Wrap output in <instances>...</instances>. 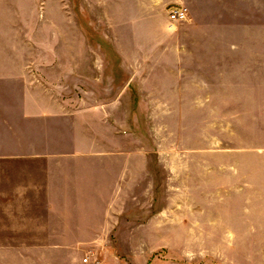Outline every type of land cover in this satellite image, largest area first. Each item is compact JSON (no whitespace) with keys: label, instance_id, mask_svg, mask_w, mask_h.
I'll return each instance as SVG.
<instances>
[{"label":"crops","instance_id":"0c3cea01","mask_svg":"<svg viewBox=\"0 0 264 264\" xmlns=\"http://www.w3.org/2000/svg\"><path fill=\"white\" fill-rule=\"evenodd\" d=\"M36 1L0 0L1 264L13 250L23 255L15 264H121L108 255L121 237L132 251L159 237L152 252L160 237L264 235V0H82L90 19L79 41L69 3L64 67L71 74L79 43L78 75L98 86L110 60L111 87L41 85L38 22L23 16ZM180 4L188 21L172 24ZM105 28L128 29V44L150 47L145 59H162L177 30L179 48L224 60L239 87L145 88L137 113L131 87H114L113 62L130 57ZM137 124L155 147L136 146ZM169 132L192 147L163 146Z\"/></svg>","mask_w":264,"mask_h":264},{"label":"rangeland","instance_id":"374dc122","mask_svg":"<svg viewBox=\"0 0 264 264\" xmlns=\"http://www.w3.org/2000/svg\"><path fill=\"white\" fill-rule=\"evenodd\" d=\"M69 3H71L73 37L79 41V37H81L79 25L82 23L86 26V21L90 19L86 13L82 12V0H38L34 3L39 7L38 12L23 13L25 19L38 22L40 45L35 51L39 52L40 56L38 67L41 85L48 84L52 87H111L112 64L110 60L104 61L105 75L99 77L102 79L98 86L94 75L88 78L78 75L81 60L74 57V52L79 57V43H77L76 49H73L71 74H69L68 67H64L62 42L64 20L69 17L67 13ZM65 7L67 8L65 9ZM188 18L176 22L172 21L169 16V21L172 24L180 25L188 21ZM85 30L92 40L93 46H99L97 42L102 41L100 34L92 27H85ZM102 31L113 33L119 39L120 48L126 56L130 57L120 58L113 62L115 64L114 84L117 85L114 87H131L130 93L135 100L137 113L138 106L144 100V95L149 93L145 88L200 87V95H206L207 87H239L237 78L236 81H231V77L224 74V60L208 59L206 53L197 50L198 47H191L190 49L188 46L189 49H187L181 45L179 48L180 45L176 41L177 30L176 34L174 32L169 35L167 44L163 46V52L157 53L159 56L162 55V59L142 58L146 52L150 51V47L144 43L134 46L128 44V29L105 28ZM57 52L59 59L49 60ZM6 54L3 53V57H7ZM2 63L6 64V60H3ZM1 67L3 66L0 65ZM7 82L8 80H0V87L6 85ZM185 94H191V92ZM186 112H188V116L191 115V110ZM200 118L201 128H205L206 116H200ZM142 129L143 125L137 124L136 146L155 147V141L145 139L144 135L140 133ZM179 135L178 132L167 133V139L162 141L163 146L192 147V141L188 136L182 139L177 137ZM205 143L204 139H200V146H205ZM126 144V141L123 143L121 141L120 146H127ZM160 238L162 245L149 252L151 247L159 244V237H147L148 245L145 246L143 242H138L135 251L130 249L127 237H121L118 252L114 255L108 254L109 258L120 260L121 264H264V235L192 236L186 234ZM2 240L5 244H15L21 240V237H2ZM144 247H146V251L143 250ZM73 254L76 253L73 252ZM22 256L20 252L14 250L5 252L3 261L6 263L8 259V262L15 264L16 260L22 259Z\"/></svg>","mask_w":264,"mask_h":264},{"label":"built area","instance_id":"2783aa9c","mask_svg":"<svg viewBox=\"0 0 264 264\" xmlns=\"http://www.w3.org/2000/svg\"><path fill=\"white\" fill-rule=\"evenodd\" d=\"M189 8L186 5H175L170 9L169 16L172 21H184L188 18ZM89 257H85L84 261L87 262ZM96 263H99L96 261Z\"/></svg>","mask_w":264,"mask_h":264}]
</instances>
